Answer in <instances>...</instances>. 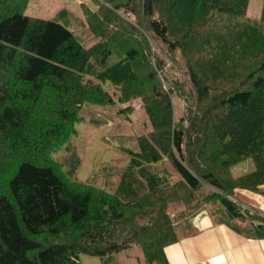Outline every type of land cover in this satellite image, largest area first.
<instances>
[{
	"label": "trees",
	"instance_id": "obj_1",
	"mask_svg": "<svg viewBox=\"0 0 264 264\" xmlns=\"http://www.w3.org/2000/svg\"><path fill=\"white\" fill-rule=\"evenodd\" d=\"M27 2L0 0V264H81V253L135 246L139 264H168L165 247L202 209L264 237V217L233 199L236 188L264 193V13L248 18L249 0L82 2L97 39L84 46L26 15ZM135 99L150 130L122 148L130 159L113 191L52 157L83 104ZM246 159L253 169L235 175Z\"/></svg>",
	"mask_w": 264,
	"mask_h": 264
},
{
	"label": "rangeland",
	"instance_id": "obj_2",
	"mask_svg": "<svg viewBox=\"0 0 264 264\" xmlns=\"http://www.w3.org/2000/svg\"><path fill=\"white\" fill-rule=\"evenodd\" d=\"M82 2L95 8L94 0H28L24 13L56 20L74 31L84 46H90L97 39L88 29ZM263 13V0H249L246 9L248 18L260 19ZM150 45L158 50L154 40ZM159 75L162 76L161 73ZM104 87L110 88L109 83ZM172 101L174 116L179 118L183 114L182 102L177 96H173ZM126 106H132V110L120 111ZM78 113L81 119L75 123L76 132L52 153V157L61 162L64 171L71 177L113 191L122 168L130 159L129 154L122 153V148L136 149V137L150 130L145 110L135 99L115 106L85 103ZM252 169V160L246 159L233 168V173L240 175ZM142 258L136 246L106 256L79 254L81 264H139Z\"/></svg>",
	"mask_w": 264,
	"mask_h": 264
},
{
	"label": "crops",
	"instance_id": "obj_3",
	"mask_svg": "<svg viewBox=\"0 0 264 264\" xmlns=\"http://www.w3.org/2000/svg\"><path fill=\"white\" fill-rule=\"evenodd\" d=\"M233 199L264 217V193L236 188ZM242 228L215 222L202 209L181 223L178 241L165 247L167 263L264 264V237L249 235Z\"/></svg>",
	"mask_w": 264,
	"mask_h": 264
},
{
	"label": "built area",
	"instance_id": "obj_4",
	"mask_svg": "<svg viewBox=\"0 0 264 264\" xmlns=\"http://www.w3.org/2000/svg\"><path fill=\"white\" fill-rule=\"evenodd\" d=\"M128 16H131L129 13H128ZM166 68L170 71V72H173L175 75H179V72L177 69H175L173 67V63L170 61V60H167V65H166ZM247 208V207H245ZM263 227H264V223H263Z\"/></svg>",
	"mask_w": 264,
	"mask_h": 264
}]
</instances>
